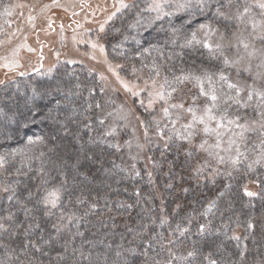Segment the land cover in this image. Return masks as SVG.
<instances>
[{"label": "trees", "instance_id": "16d2710c", "mask_svg": "<svg viewBox=\"0 0 264 264\" xmlns=\"http://www.w3.org/2000/svg\"><path fill=\"white\" fill-rule=\"evenodd\" d=\"M8 5L9 0H0V41L8 23ZM143 10L139 5L124 10L112 23L104 40L109 60L123 65L118 68L123 76L149 79L152 61L156 59L164 66L163 72L169 79L171 73L179 75L181 70L207 69L223 71L233 82L242 84L245 80L246 76L237 75L233 67L224 66L201 45L180 46L193 32L198 37L201 23L210 22L221 30L227 28L224 21L214 16V11L202 14L193 2L188 10L153 21ZM137 18L143 21V26L129 28ZM172 26L178 29L175 37L170 31ZM124 35L135 39H129L122 48L113 49L112 45ZM173 38L176 43H171ZM156 48L164 53L163 60L157 56ZM142 65L147 67L133 74V66L139 69ZM0 80V154L7 157L5 169H0V184L14 187L18 199L33 209L26 216L21 204L15 200L10 203L6 199L9 193L0 191V215H7L9 211L14 214L9 231L14 230L17 223L23 225L11 239L0 232V242L8 245L9 252L17 250L18 253L25 240L24 230L33 225L30 238L36 240L40 249L28 248L26 258L31 264H89L88 253L93 264H123L125 259L127 264H145V254L161 261L170 259L169 249L173 256L186 257L183 261L173 259L172 264H208L209 253L217 264H264V162H255L264 153V136L259 130L246 132L243 140L234 137L245 155L233 165L229 159L236 155V145H233L227 156L219 152L227 162L220 166L215 155L197 147L205 139L209 145L215 144L214 134L198 131L189 144L179 138V133L184 132L178 130L179 122L173 126L171 122L162 121L156 111L148 114L138 106L136 110L143 120L150 121L155 116L162 128L168 127L161 137L156 134L153 123L150 131H154L156 140L148 151L150 171L141 167L136 175L125 168L127 159L123 152L111 147L116 144V136H104L113 119L107 115L110 108L105 105L96 74L84 67L62 65L50 76H38L34 71L15 76L3 73ZM77 83L80 89L73 90L79 94L66 98L65 91ZM162 83L163 76L157 86ZM186 84L179 90L189 88L192 83ZM57 87L60 92L53 91ZM204 87L208 88L207 83ZM216 87L220 88V84ZM165 90L170 91L167 86ZM224 90L227 91L226 85ZM49 91H52L51 96L47 95ZM96 102L101 104L100 109L95 108ZM89 103L93 104L91 109ZM234 111L230 109L229 115ZM258 111L253 107L241 108L240 114L251 122L258 118ZM238 131L233 128L226 135L233 137V132ZM117 135V138L119 135L125 138L127 133L118 131ZM29 137L33 140L43 137V143L30 144ZM198 164L203 165L199 174L194 171ZM42 165L43 174L37 171ZM17 169L26 175L10 174ZM61 171L68 175L61 206L47 215L43 205L34 207V203L44 188L59 184ZM44 180L49 183L45 184ZM250 181L259 185L254 197L244 191ZM30 192L32 198L28 200ZM221 192L224 195L221 196ZM93 204L96 206L92 207ZM61 211L66 214L64 219H60ZM69 215L71 220L67 218ZM164 218L167 222L161 224ZM35 224L40 228H35ZM53 224L60 225L62 230L57 233ZM177 224L189 231L179 235L175 231ZM200 224H208L209 228L200 233ZM77 232L83 236L76 235ZM158 234H162L163 240ZM40 237L55 239L51 245H44ZM161 243L165 247L162 248ZM74 249L83 250L85 257H81L79 251L74 253ZM188 250H194L196 255L187 257ZM116 252L123 256L117 258ZM4 257L5 250L0 249V259Z\"/></svg>", "mask_w": 264, "mask_h": 264}, {"label": "rangeland", "instance_id": "374dc122", "mask_svg": "<svg viewBox=\"0 0 264 264\" xmlns=\"http://www.w3.org/2000/svg\"><path fill=\"white\" fill-rule=\"evenodd\" d=\"M149 2L150 0H125V3L129 5H139L144 9ZM210 2L215 6L217 0H210ZM9 3L7 10L8 23L5 30L3 29L4 36L0 41V77L3 73L15 76L16 73L27 75L33 71L37 72L38 76H50L62 65L84 67L96 74L105 97V105L110 108V112H113V116H111L113 119L112 126L116 127L114 136L117 139L116 144L120 145L118 150L123 152L127 159V165H124L125 168L138 172L141 167H145V170L150 171L151 162L148 151L152 146V141L155 142L156 136L154 131H149V136L145 137L143 125L140 123V120L143 119L137 112L136 107L140 106L148 114L156 111L159 118L168 123L170 120L161 111V108L167 105L157 101L153 104L152 109L146 110L149 102L148 93L152 89L150 81L147 88L144 82L149 79L125 77L119 72V69H116L126 81L139 86L138 89H134L139 91V95H131L116 80L113 73L108 70V65L105 63V54L101 53L98 48L93 49L91 47L92 42L101 43L105 46L104 40L108 36V29L127 8L117 10L119 8L118 0H9ZM256 4L257 0H233L230 11L234 13L237 7L242 11L243 7L247 5L250 8L252 18L257 21L264 20V14H262L264 10L258 8ZM142 12L147 11L143 10ZM112 13H115V15L113 16ZM147 14L151 18L155 15L150 12H147ZM109 16H111V19H108ZM248 19L249 17L246 16L243 24H239L235 20L224 21L227 29L236 33L235 36L230 35V32L226 33V39L224 40H221L220 36L221 33H225L226 29H220V32L210 38L206 37L204 31H197L198 39L208 38L213 44H223L224 52L230 59L235 60L242 57L240 63L233 67L237 75L246 76L242 84H252L253 77H256L257 73H264V63H262L259 53L255 57H248L242 46L236 47L240 40H244L250 44L249 51L251 46L264 49V41L254 39L257 33H254L250 24L247 23ZM101 25L104 26L103 32L100 31ZM92 55H95L96 59H92ZM107 60L111 61L108 56ZM69 61H74V63H69ZM114 62H112L113 65H115ZM249 64L251 65V72L243 71L245 66ZM5 65H13V67L10 70ZM258 65L260 66L258 67ZM101 74L107 79L101 80ZM190 82L192 84H189V88L180 89L178 92L173 93L171 102L183 101L185 108H187L192 104V98L194 96L198 97L196 103L200 108L197 113L199 115L205 105L203 102L207 101V98L200 96V88L194 81H186L184 84ZM255 85L258 89H264V79L257 78ZM159 87L160 85L157 86L158 90ZM140 101H143V105ZM170 111L173 112L172 119H175L176 111H179L180 120L176 124L179 122L180 128L178 130L184 131L182 125L192 120L191 114L183 110L170 109ZM120 115H128V119L121 121L119 119ZM135 117H140V120L135 119ZM156 121L159 122L160 120L156 118ZM212 126L215 127L214 122ZM196 128L201 131L203 125H196ZM118 131H121L122 134L127 133V136L121 138L119 135L117 138ZM226 132L228 131L223 132L222 148L210 149V151L213 153L217 151L227 156V152L223 151V149H226L225 147L228 145L230 138L226 135ZM129 140H131V147L125 143ZM137 145L143 147H137ZM225 164L227 165V162ZM222 165L224 164L220 166ZM244 191L246 194L247 192H253L257 195L259 185L255 181H250L245 185ZM55 210L52 209V212Z\"/></svg>", "mask_w": 264, "mask_h": 264}, {"label": "snow or ice", "instance_id": "6c2138e0", "mask_svg": "<svg viewBox=\"0 0 264 264\" xmlns=\"http://www.w3.org/2000/svg\"><path fill=\"white\" fill-rule=\"evenodd\" d=\"M119 2V9H126L129 7H134L135 5H129L128 3H125V0H118ZM195 5L197 7V10L201 12L202 14L206 11L212 10L214 11V16L218 18L220 21H231L235 20L239 24L245 23V17L248 16L249 19L247 21L248 24H250L252 30L254 33H257V35L254 37V39H259L261 41H264V20L257 21L250 15V8L245 5L243 7V10L239 7L236 8V11L232 13L230 9L233 6V0H217L216 5L213 6L210 4V0H194ZM193 5V0H150L147 7L144 9V11L154 13V17L152 18L153 21H162L165 18H171L177 13L181 11L188 10ZM256 6L260 8L261 10H264V0H257ZM264 14V13H262ZM114 16L115 13H112ZM108 19H111V16L108 17ZM150 21L149 23H151ZM137 26H143V21L140 18H137L136 22L129 25V28H136ZM198 30L204 31L206 37L210 38L212 35L216 34L217 32H220V29L218 27H214L212 23L206 22L201 23L198 26ZM100 31H104V26L101 25ZM172 36L175 37V34L178 32V29L175 26H172L170 29ZM230 30L226 28L225 33H221L220 39L224 40L226 39V33H229ZM230 35L235 36V32H230ZM206 38L204 40H198L196 37V32H193L191 34V38L185 40V42L180 45L181 47H190L194 43L199 44L202 47L206 48L213 58H218L222 61L224 66L229 67H235L237 64L240 63V59H230L224 52V45L221 43H211L209 39ZM129 39H135V37H129L128 35H124L120 41H117L116 44H113V49H119L123 47V44L127 42ZM139 43V41H136ZM171 43H176L175 38L171 40ZM243 47L248 57H255L258 53L262 58V63H264V49H257L254 46H251V50L249 51L250 44L245 42L244 40H240L239 44L236 45L237 48ZM91 47L93 49H99L101 53L105 54V63L108 65V70L113 73L116 80L122 85V87L129 92L133 96H138L139 91L134 90L138 89V85L132 84L129 81H126L124 78L121 77L120 73L116 70L118 68H122L123 65L116 64L115 66L111 61L107 60L105 46L101 43L92 42ZM31 50V49H30ZM157 52V56L160 59H164V53L159 49H154ZM147 51V50H145ZM150 54V53H149ZM170 59V57H168ZM92 59H96L95 55H92ZM129 59H132L131 57ZM69 63H74V61H69ZM260 65H258L259 67ZM5 67H9L10 70L13 67V65H5ZM147 67V65H142L141 68H136L133 66L132 72L133 74L137 72H142L143 68ZM164 66L157 62L156 59H153L151 68H150V78L149 80H146L144 82L145 87L147 88L149 85V81L151 84V91H149V102L147 105V109H152L153 104L157 101L163 102V104L167 105L166 107H162L161 111L163 115L168 118L173 126H175L176 122L180 120L179 111H176L175 119H172L173 112L171 110H183L184 112H187L191 114L192 120L182 125V128L184 129V132L179 133V138L181 140H184L188 142L189 144L193 143V140L195 136L198 134V129L196 128V125H203L202 131L208 135V134H215L216 136V143L214 145H209L208 141L202 140L201 143L197 145V147L201 150L208 151L209 155H215L218 163L223 164L225 163V157L223 155H220L219 152L213 153L212 151H209V149H221L222 148V136L223 132H221V129H224L225 131H232L233 128L238 129V132H233V137H230L228 140V147L226 149H223L225 152H231L233 145H236V155L234 157H229L231 163L233 165L237 164L240 160L241 156H244L245 154L240 152L239 145L237 143V139L234 137H238L240 140H243L245 138L246 132H252L259 130L260 134L264 136V89H258L255 85V80L257 78L264 79V73H257L256 77H253V83L252 84H241L239 81L233 82L227 74L223 71H217V72H211L207 69H203L200 72H185L184 70H181L180 74L177 75L175 73H171V79H169L168 74H164L163 72ZM243 71L251 72V65L245 66ZM20 75H24V73H20ZM163 76V83L160 84L159 90L157 89V82L158 80ZM101 80H106L107 78L101 74L100 76ZM186 81H194L200 88V96L207 98V103L204 105L202 113L197 114L200 111L199 105H197L196 100L198 97L192 98V104L185 108L184 102H171L173 100V93H176L179 91V88L181 85L184 84ZM207 83L208 88L205 89L204 85ZM220 84V88L216 87V84ZM226 85L227 91L224 90ZM165 86L170 89L165 90ZM81 85L79 83L72 85L65 91L66 98L71 97L73 95L79 94L78 91H74L73 89H80ZM53 91L60 92L61 89L57 87ZM94 91V90H93ZM246 93V94H245ZM47 95L51 96L52 91H49ZM256 101L253 105V101ZM59 104V102H57ZM141 105H143V101H140ZM93 107L92 103L88 104V108L91 109ZM102 106L99 102L95 103V108L100 109ZM249 107H253L254 110H259L257 112V119H253L251 122L248 121V119L240 114V109L244 108L247 109ZM234 109L232 115H229V110ZM107 115L109 117L113 116V112H108ZM119 119L121 121H125L128 119V115H120ZM135 119L140 120V117H135ZM102 124L104 123L103 120L100 121ZM213 122L215 123V127L212 126ZM140 123L143 125L144 128V135L147 138L149 136L150 128L152 127L153 123L155 124L156 134L158 136L163 137L165 135L164 129L168 127V125H164L162 128L160 126V123L156 121L155 116L151 117L150 121L140 120ZM258 126V127H257ZM116 132V127L112 126L109 127L105 132L104 136H112ZM171 139V137H169ZM28 142L30 144L32 143H43V137H37L36 140H33L31 137H29ZM127 146L131 147V140L125 142ZM264 143V142H262ZM207 146V147H206ZM111 147L119 149V144H112ZM137 147H143L142 145H137ZM43 153H41V156ZM256 163L264 162V153L255 161ZM207 163V161L205 162ZM7 164V157L5 155L0 154V169H5V166ZM75 167V166H73ZM203 165H197L194 169L197 174L200 173L202 170ZM41 174L44 172L43 165L37 170ZM11 175H26V173H22L20 169H17L15 173H10ZM136 175H139V172H136ZM149 176H151V173H149ZM44 183H49L48 180H44ZM68 183V175L66 172L61 171L59 173V184L54 185L52 187H46L43 189V194L39 196V198L35 201V205H43L45 214L51 215L52 209H57L61 206V199H62V192L64 189V186ZM0 191L4 193H9V195L6 197L7 201L10 203L15 200L17 204H21L22 210L24 214L27 216L30 214L33 209L29 208L27 203L22 202L18 199L16 189L12 187L10 184H0ZM37 191H40L39 189ZM136 195L139 196V191L136 192ZM220 195H224L223 192L220 193ZM248 196H254L256 193L253 192H247ZM32 193L30 192L28 195V200H31ZM83 202V201H81ZM214 203V202H213ZM96 205L93 204L92 207H95ZM212 207V204L209 205V208ZM65 213L61 211L60 213V219L65 218ZM69 220L72 219V216L69 215L67 217ZM14 220V214L12 212H8L7 215H0V232L6 233L8 237L11 239L13 238L19 229L23 228L22 224L17 223L16 228L12 231H9L11 224L9 222H12ZM167 222V218H164L161 220V224H164ZM251 227V223L248 225ZM52 227L56 229V232L59 233L62 229L60 225L53 224ZM33 228V225H28V228L24 230L25 234V240L21 242L19 246V250L17 253V250H11L8 251V245L5 243L0 242V249L5 250V257L3 259H0V264H31V261L26 258V252L29 247L39 250L40 245L36 242V240L31 239V229ZM35 228H40L39 224H35ZM209 228L208 224H200L198 226V232L204 233ZM175 231L179 233V235L183 236L186 232L189 231L188 228L182 227L180 224L176 225ZM76 235L83 236V233L77 232ZM160 236V239L163 240L162 234H158ZM235 239H239L238 237H233ZM42 240L44 245H51L53 243V239H44L43 237L39 238ZM162 248L165 247L163 243L160 245ZM64 247V246H62ZM151 247V245H150ZM64 250L66 251L67 248L65 247ZM74 253L76 251H79V254L81 257H85V252L81 249H74ZM116 257L119 258L123 256V253L116 252ZM187 257H194L196 255V252L194 250H188L187 251ZM58 256H61L60 253H58ZM169 256L170 259L166 261H161L157 259L155 256H147L145 254V264H148V261H151V264H172L173 259L183 261L186 259L185 256H173L171 250L169 249ZM243 256V253H241V257ZM25 257V258H22ZM89 260V264H93L91 253H88L87 257ZM208 264H217V261L212 258V254H208ZM107 260V257H105V261ZM116 264V262H114ZM123 264H127V260L125 259L123 261Z\"/></svg>", "mask_w": 264, "mask_h": 264}]
</instances>
